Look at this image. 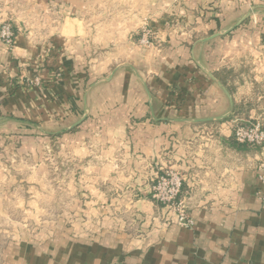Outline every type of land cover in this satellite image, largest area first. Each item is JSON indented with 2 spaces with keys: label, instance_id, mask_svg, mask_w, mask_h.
I'll list each match as a JSON object with an SVG mask.
<instances>
[{
  "label": "crops",
  "instance_id": "0c3cea01",
  "mask_svg": "<svg viewBox=\"0 0 264 264\" xmlns=\"http://www.w3.org/2000/svg\"><path fill=\"white\" fill-rule=\"evenodd\" d=\"M263 9L0 0V264H264V153L232 137L264 124ZM167 169L191 228L151 199Z\"/></svg>",
  "mask_w": 264,
  "mask_h": 264
},
{
  "label": "built area",
  "instance_id": "2783aa9c",
  "mask_svg": "<svg viewBox=\"0 0 264 264\" xmlns=\"http://www.w3.org/2000/svg\"><path fill=\"white\" fill-rule=\"evenodd\" d=\"M13 36L11 24H2L0 28L1 42L10 46ZM139 43L144 46L151 44L147 28L142 30ZM232 137L239 145L264 149V124L261 121L233 120ZM255 168L258 179L264 185V159L258 160ZM182 184L183 179L176 171L163 170L156 174L151 181V199L175 215L178 225L191 228L193 221L187 213L185 201L181 198Z\"/></svg>",
  "mask_w": 264,
  "mask_h": 264
},
{
  "label": "rangeland",
  "instance_id": "374dc122",
  "mask_svg": "<svg viewBox=\"0 0 264 264\" xmlns=\"http://www.w3.org/2000/svg\"><path fill=\"white\" fill-rule=\"evenodd\" d=\"M264 1V0H263ZM263 12H264V9H263ZM251 148V147H250ZM253 149H255V148H253ZM260 149V148H259ZM262 150V154L264 153V149H261ZM263 159H264V156L262 157ZM66 182V181H65ZM51 187H56V185L54 184V185H50V194H55L54 193V188H51ZM64 189H65V191L67 192H69V190L68 189H70V186L68 185V183L66 182V184L64 183ZM68 202H70L69 200L67 201L66 200V204H68ZM55 205V204H54ZM56 216H52V218L50 217V219H47V221L48 222H52L53 220L52 219H54Z\"/></svg>",
  "mask_w": 264,
  "mask_h": 264
},
{
  "label": "water",
  "instance_id": "95a60500",
  "mask_svg": "<svg viewBox=\"0 0 264 264\" xmlns=\"http://www.w3.org/2000/svg\"><path fill=\"white\" fill-rule=\"evenodd\" d=\"M249 15V14H248ZM247 17V16H246ZM227 94V93H226Z\"/></svg>",
  "mask_w": 264,
  "mask_h": 264
}]
</instances>
